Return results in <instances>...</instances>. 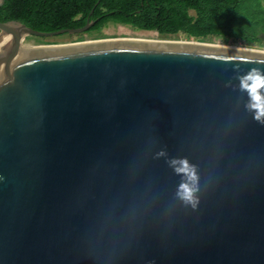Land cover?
Returning <instances> with one entry per match:
<instances>
[{"label": "water", "instance_id": "95a60500", "mask_svg": "<svg viewBox=\"0 0 264 264\" xmlns=\"http://www.w3.org/2000/svg\"><path fill=\"white\" fill-rule=\"evenodd\" d=\"M95 23L0 21V264H264V125L238 79L264 53L25 42Z\"/></svg>", "mask_w": 264, "mask_h": 264}, {"label": "trees", "instance_id": "16d2710c", "mask_svg": "<svg viewBox=\"0 0 264 264\" xmlns=\"http://www.w3.org/2000/svg\"><path fill=\"white\" fill-rule=\"evenodd\" d=\"M245 0H5L0 6V21H21L40 31L76 28L95 20L89 30H100L106 23L131 25L155 30L163 35L188 33L195 37L233 36L228 23H221L227 10L247 5ZM244 3V4H243ZM247 8V7H245ZM194 10L195 14H191ZM263 12V9L259 10ZM259 17L264 24V15ZM249 25L252 24L249 22ZM88 31V32H89ZM240 33V32H237Z\"/></svg>", "mask_w": 264, "mask_h": 264}, {"label": "rangeland", "instance_id": "374dc122", "mask_svg": "<svg viewBox=\"0 0 264 264\" xmlns=\"http://www.w3.org/2000/svg\"><path fill=\"white\" fill-rule=\"evenodd\" d=\"M246 2L247 5L244 6V8L235 11L234 14L236 17H233L227 10L222 15L221 23H228V29L233 33L235 32L233 36L208 35L205 37H195L184 32L163 35L155 30H142L131 25H124L111 21L106 23L100 30L76 34L65 33L63 35L50 37L30 35L25 38V41L26 43L34 45H62L93 40H112L120 38L134 39L142 37L171 41L211 43L213 46L223 45L225 47L229 46L264 50V24H260L262 18L259 17L261 14L264 15V0H245L244 3ZM261 9H263V12L259 11ZM190 13L194 15L195 11L190 10ZM249 22L252 26L249 25Z\"/></svg>", "mask_w": 264, "mask_h": 264}, {"label": "clouds", "instance_id": "9594fccd", "mask_svg": "<svg viewBox=\"0 0 264 264\" xmlns=\"http://www.w3.org/2000/svg\"><path fill=\"white\" fill-rule=\"evenodd\" d=\"M229 47V46H226ZM257 63H264V60H258ZM240 91L248 95V103L245 105L249 112L253 113V119L264 125V71L253 68L246 75L238 77ZM166 153L161 151L158 155L163 156ZM169 166L173 168L176 174L182 177V182L178 186L177 195L185 202L196 206L194 193L198 190L192 186L198 177L196 168L186 158H172L168 161ZM184 178L188 182H184Z\"/></svg>", "mask_w": 264, "mask_h": 264}, {"label": "bare ground", "instance_id": "6f19581e", "mask_svg": "<svg viewBox=\"0 0 264 264\" xmlns=\"http://www.w3.org/2000/svg\"><path fill=\"white\" fill-rule=\"evenodd\" d=\"M124 30V29H123ZM127 33V32H126ZM121 39V38H120ZM124 39V38H123ZM125 39H131V38H125ZM133 40H152V41H167V42H182V43H197V44H206V45H212L211 43L208 44V43H202V42H187V41H171V40H162V39H158V38H153V39H148V38H142V37H139V38H134ZM26 42V41H25ZM216 46V45H214ZM220 47H225V46H220ZM236 48H239V47H236ZM249 49V48H248ZM257 51V52H263L264 53V50H259V49H250V51Z\"/></svg>", "mask_w": 264, "mask_h": 264}]
</instances>
